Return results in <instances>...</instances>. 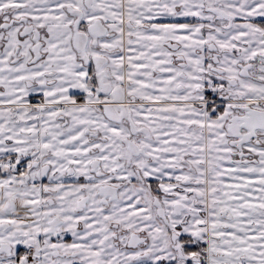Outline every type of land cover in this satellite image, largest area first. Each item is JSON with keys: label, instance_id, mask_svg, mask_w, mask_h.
<instances>
[{"label": "snow or ice", "instance_id": "6c2138e0", "mask_svg": "<svg viewBox=\"0 0 264 264\" xmlns=\"http://www.w3.org/2000/svg\"><path fill=\"white\" fill-rule=\"evenodd\" d=\"M0 264H264V0H0Z\"/></svg>", "mask_w": 264, "mask_h": 264}]
</instances>
